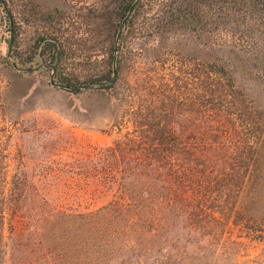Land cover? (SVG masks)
I'll return each instance as SVG.
<instances>
[{"label":"rangeland","instance_id":"1","mask_svg":"<svg viewBox=\"0 0 264 264\" xmlns=\"http://www.w3.org/2000/svg\"><path fill=\"white\" fill-rule=\"evenodd\" d=\"M4 1L18 65L54 63L36 43L52 31L66 45L54 81L105 74L113 26L103 21L119 0ZM252 1L138 0L118 44L114 85L79 91L50 85L49 67L11 65L0 5V264H264V11ZM17 54L30 60L20 64ZM139 122L169 126L206 148L211 163L244 172L246 209L229 211L225 224L217 212L184 221L172 209L154 237L91 236L77 222L74 232L54 234L47 211H83L111 197L104 177L128 171L104 147ZM204 222L195 234L186 225Z\"/></svg>","mask_w":264,"mask_h":264},{"label":"trees","instance_id":"2","mask_svg":"<svg viewBox=\"0 0 264 264\" xmlns=\"http://www.w3.org/2000/svg\"><path fill=\"white\" fill-rule=\"evenodd\" d=\"M130 1H124L127 3L123 4V10ZM252 4L256 9L264 11V0H253ZM116 14L115 6L110 15L112 19L108 16L103 21L106 28L110 29L113 26L111 50L116 32V26L113 25ZM60 37L52 31H42L37 35L36 41L39 44L38 54H45L46 59L53 61L55 70L66 53V45ZM17 55V62L20 64L30 60L29 56L21 58L19 54ZM111 55L106 62L105 74L102 77L87 78L86 81L110 77ZM2 59L7 62L4 57ZM119 67L117 54L116 73ZM58 80L74 85L65 77H59ZM114 82L115 80L108 84L90 85L86 88L112 87ZM142 119L146 120L144 117ZM246 147L250 152H257L259 148L250 143ZM104 149L108 156L118 154L124 171L127 169L128 172L104 177L105 189L111 192V197L99 206L86 208L83 211H71L65 208L47 211L42 218L54 226V234L64 235L74 232L70 230V225L72 222H77L83 223L91 236L154 237L162 235L166 230L168 214L172 209L178 214H183L184 221L188 220L187 215L199 214V211L212 217H214L213 212H217L221 222L225 224L229 218V211L240 212L246 209L249 202H244L247 178L244 172L235 170V165L229 162L211 163L205 158L206 148L198 149L185 143L177 131L169 126L143 127L139 122ZM249 162L245 163L246 166L251 164V161ZM225 168H230L234 173L231 176L226 175L228 172L223 170ZM14 195L10 193L7 198L10 204L16 201ZM232 222L235 224L233 218ZM186 225L188 230L195 234L199 232L196 228L198 226L203 228L205 222L196 226L188 223Z\"/></svg>","mask_w":264,"mask_h":264},{"label":"water","instance_id":"3","mask_svg":"<svg viewBox=\"0 0 264 264\" xmlns=\"http://www.w3.org/2000/svg\"><path fill=\"white\" fill-rule=\"evenodd\" d=\"M0 5L2 6L3 10L6 13L7 20H8V27H9L8 28L9 29L8 41H7V45H6V54L5 55H6L7 60L16 69L21 70V71H28V70H36L40 66L49 67L50 68V73H49V78H48L49 84L54 85L56 87H59L61 89L67 90V91H79V90L84 89L90 85L108 84V83H111L115 80V78H116V57H117L120 27L117 28V30L115 32V36H114V41H113V46H112V55H111L110 77H108L106 79H100V80H95V81H85V82L77 83L75 85H69L66 83L54 81L53 76H54V72H55V64L52 62H50V63L41 62V63H39V65H36V66H21V65H18L14 60H12V58L10 56V48H11V42H12L11 16H10V13L8 11V8H7L4 0H0ZM131 6H130V8H131Z\"/></svg>","mask_w":264,"mask_h":264},{"label":"flooded vegetation","instance_id":"4","mask_svg":"<svg viewBox=\"0 0 264 264\" xmlns=\"http://www.w3.org/2000/svg\"><path fill=\"white\" fill-rule=\"evenodd\" d=\"M127 2H123L122 0H119L116 4V9H117V12L119 14V20L116 24V30L118 27H120V33H119V41L121 42L122 41V38H123V33H124V29H129L130 25L132 24V16L135 15L136 13V10L135 8H137V3H138V0H131L127 6L126 9L123 10V4H126ZM132 5V6H131ZM131 6V8H130ZM190 20V19H189ZM119 41H118V44H119ZM118 50V56H120L119 54V48L117 49Z\"/></svg>","mask_w":264,"mask_h":264}]
</instances>
